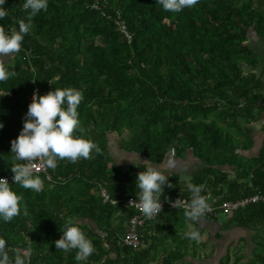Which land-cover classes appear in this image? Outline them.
<instances>
[{"label": "trees", "instance_id": "1", "mask_svg": "<svg viewBox=\"0 0 264 264\" xmlns=\"http://www.w3.org/2000/svg\"><path fill=\"white\" fill-rule=\"evenodd\" d=\"M94 1L48 0L21 51L9 63L0 60L15 73L0 82V175L13 174L10 167L18 163L11 142L34 93L79 91L83 132L74 135L101 149L76 163L59 160L54 170L47 169L50 180L38 175L43 181L39 193L9 183L22 197L21 211L11 222H0V238L12 248L31 249L29 264H77L75 250L64 253L54 243L67 219L78 220L95 247L82 264L148 263L151 249H132L121 241L134 214L128 200L136 197L143 164H159L174 149L176 155L191 150L202 162L191 185L202 186L206 199L211 187L222 201L264 192V144L253 159L238 151L247 147L243 140L250 142V124L264 120V84L251 72L256 58L248 34L256 23L264 35V14L256 0H199L180 13L165 12L156 0H98L100 9L92 8ZM23 3L6 0L8 14L0 20L6 31L18 30L17 21L25 19ZM117 16L126 22L131 41L119 30ZM113 137L116 150L143 160L126 168L114 163ZM224 165L235 167L234 178L219 168ZM167 176L170 186L161 200L190 202V187H182L180 175ZM168 211L176 214L179 208ZM232 226L255 232L262 253L256 251L247 264H264V203L235 211L224 230ZM225 259L220 264H227L229 256ZM175 260L171 256L163 264Z\"/></svg>", "mask_w": 264, "mask_h": 264}, {"label": "clouds", "instance_id": "2", "mask_svg": "<svg viewBox=\"0 0 264 264\" xmlns=\"http://www.w3.org/2000/svg\"><path fill=\"white\" fill-rule=\"evenodd\" d=\"M6 0H0V20L8 14L3 7ZM199 0H156V4L165 12L180 13L185 8H192ZM23 10L27 13L25 19L17 21L18 30L6 31L0 26V60L21 51V45L26 35L33 27L32 21L42 11H46L48 0H24ZM15 73L9 72L4 63L0 62V82L7 81ZM82 94L71 88H56L47 94H33L31 103L25 114L23 127L19 135L11 142L13 159L18 162L11 168L13 185H19L26 190L39 193L43 189L42 179L36 175L39 169L28 166L27 162L40 160L43 167L55 169L59 160L76 163L79 159H88L101 149L91 140L83 136L74 135L79 130L83 132L78 119V107ZM4 127L0 123V130ZM135 162L138 158L133 154L130 158ZM25 162V163H19ZM143 169L136 176V201L133 202L137 210L145 219L151 220L161 213L162 195L169 185L165 169H172V160L158 165L143 164ZM12 185L5 178H0V222L9 223L21 211L22 197L13 191ZM190 202L184 210L188 231L185 238L189 241H201V234L193 228L198 224L211 206L205 196L201 195L202 186L191 185ZM179 207L176 201L173 205ZM78 220L67 219L60 230L61 237L56 240L55 247L64 253L75 250V261L82 264L94 252L95 247L79 226ZM31 249L22 247L12 248L8 242L0 238V264H29Z\"/></svg>", "mask_w": 264, "mask_h": 264}, {"label": "crops", "instance_id": "3", "mask_svg": "<svg viewBox=\"0 0 264 264\" xmlns=\"http://www.w3.org/2000/svg\"><path fill=\"white\" fill-rule=\"evenodd\" d=\"M256 7L264 14V0H256ZM257 25L254 23L248 30L249 34V46L252 54L256 58V66L251 70L258 77L261 78L264 84V35L257 31ZM10 57H5L2 61L9 63ZM250 70V69H248ZM253 126L254 127L253 129ZM264 120L255 121L250 124L252 133L250 134L249 140H243L247 144V147L241 150L239 149V154L245 157V159H253L259 155V152L264 144ZM256 128V129H255ZM248 143H250L248 145ZM114 140L110 141V146L112 147V156L114 163L118 166L126 168L133 161L130 159V153H124L123 151L116 150L118 146H115ZM186 157L183 159L176 155L174 152L168 154L163 162L167 160H172L174 167L170 170L165 169L166 175H171L177 173L180 175V182L182 187L191 186V178L193 176L194 170L199 169L202 166V162L194 156L192 151L186 153ZM138 158V157H137ZM137 159L135 162H139ZM160 164V163H159ZM158 165V164H150ZM223 172L229 174V179L235 177V167L230 165H224L219 167ZM212 187L207 192V200L215 201L218 205L221 202V197L213 194L211 190ZM233 214V213H232ZM121 215V212H120ZM220 216V215H219ZM218 219L215 220L210 217H204L198 224L193 223V228L198 230L201 234V241L197 244L196 242L189 241L185 238V233L189 230L184 216V210L179 209L176 214H170V211L166 209L165 213L159 218H153L151 220L146 219L145 223L141 227V234L143 238V249H151L149 262L145 264H163L171 256H176L175 264H220L227 256H229V264L232 261V248L242 246L245 249V253L240 251V254H236L232 261V264H247L250 259L254 257L256 251L262 253L261 248H258L257 244L254 242L255 232L247 228H241L237 226H232L226 230H223L224 224L231 217L230 215H225L227 221L222 223ZM170 220L168 221V219ZM86 223V222H85ZM120 221H114V227L118 228ZM127 224H125V230L127 229ZM95 232H99L95 225H89ZM179 239V241H177ZM160 241V242H158ZM209 241L211 253L208 258L207 254L201 256L198 249L192 248V245H196L198 248L207 247L206 243ZM184 243V244H183ZM237 252V251H236ZM183 256V259L181 257ZM250 257V259H248ZM208 258V259H207ZM239 258V261H236ZM247 258L245 263H242Z\"/></svg>", "mask_w": 264, "mask_h": 264}, {"label": "built area", "instance_id": "4", "mask_svg": "<svg viewBox=\"0 0 264 264\" xmlns=\"http://www.w3.org/2000/svg\"><path fill=\"white\" fill-rule=\"evenodd\" d=\"M92 8H96V9L101 8L98 0H95L92 3ZM116 23L118 24L119 30L124 34L127 40L131 41L132 34L130 33L126 22L122 20L121 17L117 16ZM27 164L28 166L34 169H39V171L36 172V175L45 174L47 179L50 180V175L47 173V168L43 167L42 161L34 160V161L27 162ZM12 176L13 174L0 175V178H5L9 181L10 184H12L13 183ZM103 196L106 200L109 198V196L107 195L105 191H103ZM136 199L137 197H130L128 200V205L131 208H133L134 214L129 219L126 232L121 240L123 245L130 247L132 249H139L142 247L143 240H142V234H141L140 229L146 221L143 215L137 210L136 206L132 204L133 202L136 201ZM176 201L179 202V207L173 206ZM207 202L211 206V211L208 212L205 217L212 218V217H217L220 214L230 215L234 213L235 211L243 209L251 204L264 203V192L261 190H258L252 195H248L240 199L225 200L218 205L215 203V201L207 200ZM188 203L189 202L182 200L180 198H174L171 200H162V210L159 215H161L166 209L179 208V209L185 210ZM159 215H157L156 217H158Z\"/></svg>", "mask_w": 264, "mask_h": 264}, {"label": "rangeland", "instance_id": "5", "mask_svg": "<svg viewBox=\"0 0 264 264\" xmlns=\"http://www.w3.org/2000/svg\"><path fill=\"white\" fill-rule=\"evenodd\" d=\"M254 127H256V126H253V129H254ZM256 129V128H255ZM128 136L127 135H125L124 137H123V139H126ZM113 140H114V142L117 144L118 143V139L116 138V137H113ZM188 151H191V150H188ZM188 151H186L185 153L184 152H180L178 155L182 158L183 157V159L186 157V153L188 152ZM171 152H174L175 154H176V152H175V149H174V151H172L171 150ZM112 154V153H111ZM140 157V156H139ZM140 159H142L141 157H140ZM143 160V159H142ZM143 163V162H142ZM141 163V164H142ZM138 164H140V163H138ZM138 164H135V165H138ZM219 221L220 222H222V223H224V222H226L227 221V217L225 216V214H220V216H219ZM222 229L224 230L225 229V227H222ZM102 236H103V233H102ZM104 236H105V234H104ZM177 241H179V239H177ZM158 242H160V241H158ZM209 241H207L206 243H208ZM184 244V243H183ZM209 244L210 243H208L207 244V247H204V245H203V247H200V248H198L196 245H192L193 247L192 248H196V249H198V252H199V254L201 255V256H204V254H207V256H208V258H210L209 256L210 255H212L211 253H207L208 251H210V248H209ZM242 250V253H245V249H243L242 248V246L240 245V246H238V247H236V249L235 248H232V255H233V257H232V261H233V259L235 258V255L236 254H240V251ZM237 251V252H236ZM257 252H259V249H258V251ZM257 252H255V254H257ZM246 254V253H245ZM207 258V259H208ZM254 257H252V259H253ZM245 260L242 262V263H245L246 261H247V258H244ZM248 259H250V257H248ZM225 262L227 261V259H225L224 260ZM232 261H231V263L230 264H232ZM227 264H229V260H228V262H227ZM238 264V263H237ZM257 264H259V263H257Z\"/></svg>", "mask_w": 264, "mask_h": 264}]
</instances>
